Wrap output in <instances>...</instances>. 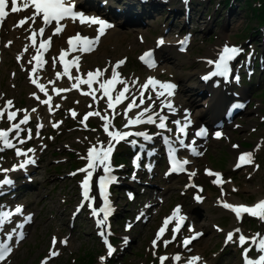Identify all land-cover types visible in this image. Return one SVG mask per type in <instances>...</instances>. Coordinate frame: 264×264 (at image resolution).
I'll return each instance as SVG.
<instances>
[{
	"label": "snow or ice",
	"instance_id": "obj_1",
	"mask_svg": "<svg viewBox=\"0 0 264 264\" xmlns=\"http://www.w3.org/2000/svg\"><path fill=\"white\" fill-rule=\"evenodd\" d=\"M10 5V12L8 11ZM32 9V13L30 15L25 16L23 19L18 20L15 27H23L29 20H31L32 24H37V18L39 17L40 26L38 29L29 28L31 35L28 37L31 40L32 47L36 48L37 46V37H40L39 46L36 50V55L32 56V58L28 61V63H32L35 61V66L32 67L31 73L35 74L39 68L43 66L46 61L43 59L42 51H48V49L52 45V37L59 35L64 30L65 25L62 24V21L71 20L72 22H76L77 20L81 23H88L89 25H97L96 31L97 35L94 38H89L87 36H82L80 33H77L74 37H70L67 41L69 45V49L67 51L62 50L61 55L58 58L52 59V66L55 68L56 61L59 59V62L63 66V73L57 72V79L60 78L61 75L67 76L69 80H75L76 83L71 85L73 89H79L81 84H86L90 91L82 92L83 95H91L93 99H96L95 90L93 89L94 83H99V89L102 90L103 96L108 98L107 107L108 109L115 110V105L121 104L124 100L129 99V96L126 95L131 93V89L137 87L139 95L131 96V102L127 104L126 110L124 112L125 117L127 118L128 112L133 111L134 108H142L137 114H135L134 118L127 119V125H140V124H155L156 127L159 129H166L167 131H172L171 129H167L166 120L167 116L161 115L159 111L153 112V106L156 103V100H159L161 97H172L175 94L176 85L171 82H161L155 78H149L145 83L139 84L138 80H133L131 84L120 77V73L117 69L124 63V61L117 62L116 65L112 67L110 78L103 80V82H99L98 78L105 75L108 72V68L103 70L96 69L95 71H89L86 74V79H82L79 75L72 76L71 75V68L76 67L77 72H79V60L80 57L77 56L72 60H66V56L70 54V52L80 51L90 52L95 50V46L99 43L100 37L106 34V30L111 28L113 25L106 20L99 18L88 16L83 12L79 11L75 7V0H22L20 6H18L17 0H0V25H3L5 19L10 15V13H19L22 10ZM47 29H51V35H48L45 39V33ZM164 41L161 39L158 41V44H163ZM182 45L187 44V38L184 41H181ZM25 52L28 51V46H25ZM242 52V49L225 45L219 53L218 60L211 61L209 60L208 63L210 65H214V71L210 75H206L202 77L205 80L211 79L214 76H221L228 78L229 73L231 72L230 64L232 61L236 59V57ZM22 57H18V60ZM141 59L148 64L149 67L155 66V61L152 58L151 51L146 52ZM31 82L40 90V92L44 93L45 96H48V91L45 85L38 82V79H32L30 76ZM238 82L239 78H235ZM124 85L123 89L118 91L113 98V91L116 85ZM151 88L152 92L155 93V99L153 96L149 94L147 96V100L145 99V92ZM70 89L64 88H55L54 91L57 95L60 94L61 91H69ZM35 96V93L33 94ZM39 99V97H36ZM137 99H139V104H137ZM51 100L52 97L48 96L47 100H41L42 104L49 105V111H51ZM151 101V103H147ZM147 103V107H142ZM13 107V101L7 100L5 102L4 107L0 108V121H2L7 114V121L10 123V127L8 129H0V151L4 149H15L16 155L28 157L29 153H34L35 149L29 148L26 151L20 149L17 144L13 143V139H10V134L15 132L16 135L14 139L18 141V144L22 145L27 142V140H31L33 138L31 129H27V137L26 139L21 138L19 133L25 131V129L21 128V125H26L29 122L30 114L26 113L22 119L19 120L18 123L12 124L11 122L15 120L18 111H10ZM59 107V105H57ZM236 107H242V105H236ZM160 110L162 111L164 108H167L170 112H175V108L170 99H165L161 101L159 105ZM36 109H32V112H35ZM77 113L75 111L72 112V116L75 118ZM91 116H99L104 121V132L110 138L107 144L101 143L100 145H93L87 150V155L81 157L82 159L87 160V165L85 168L79 169V172H84L85 178L81 183L82 188V196L84 201H92L94 202V198L90 196V192L93 190V174L97 173L98 170L102 169V174L99 175L98 179V186L100 190V195L103 198V207H100L98 210L93 208L92 212L93 215L99 216L100 213H103L102 219L97 220L98 227L101 228L100 235L103 237V242L107 247V256H111L115 249L108 240V235L111 233L107 231V221L109 216L112 214V205L109 200V193H108V186L112 183H115L117 177H115L113 173V167L111 164V157L115 148V144L120 143L121 141L129 142L133 145L136 144L135 140L129 141L127 138L131 136L143 137L144 140H151L152 137L147 132H121V131H110V127L112 121L108 119L107 114L101 115L99 111L96 112H88L84 117L83 121H87ZM158 121V122H157ZM177 125V131L180 134L186 135V129L191 124L190 119L187 117L185 118L184 124L181 125L180 121H174ZM58 124H54L53 127H58ZM42 125H38L36 135L39 136V128ZM95 131V130H93ZM197 136H206L207 132L204 129H201L199 132L196 133ZM216 137L219 138L221 136L220 132L215 133ZM166 142L167 138H165ZM115 141V144L113 143ZM170 143V142H169ZM195 143V141H193ZM180 146L184 145V140L179 139ZM236 147V146H234ZM194 154H199L195 152L193 149ZM137 161H139L140 157L137 156ZM169 159L171 162L172 171L175 172H184L185 165L189 163L187 159L180 161L176 159V150L175 148L170 146L169 151ZM35 160L31 158L25 159L22 163L18 166H13L12 169H0V173L5 174V178L0 180V191L4 189L5 186H12L14 184L13 180L8 177L7 173L10 171H17L19 169H24L29 164H34ZM252 163V154L245 153L239 156V163L236 167L241 166L242 164H250ZM137 167L139 164L137 163ZM151 168H149V171ZM76 173H72L75 175ZM206 174L212 176L216 175L217 180L214 182H219L220 177L219 174L213 173L210 170H206ZM190 178L195 176L196 173L192 172L189 174ZM192 187H196L195 185H191ZM235 191V189H233ZM196 199H200L196 197ZM222 206L230 211H232L237 219H242L244 214H247L251 217L258 218L261 221H264V200L259 201L254 206H244V205H233L226 201H221ZM83 207V204L80 206ZM181 209L177 207L172 216L166 218L164 221L163 226L159 229L157 234V239L162 236L168 226V224L172 220H176L175 227L172 229L173 237L172 239L175 240L176 234L180 232L182 222L185 220L183 215H180ZM23 213V209L20 206H17L14 211H5L0 210V264L12 254L14 250V244H19L25 238V233L23 231L24 224H16L15 227L8 229L5 231L6 226L13 223V216H19ZM32 220L31 216H25V222L30 223ZM131 227V226H129ZM189 231H194L193 229L189 228ZM241 230L236 229L235 232H229L226 235V242L233 241V236L235 233H239ZM202 233H194L193 236L190 238H186L183 240V246L187 248L193 240H196L201 236ZM239 245L243 247L245 244H251L255 246V250L257 253V257H250L249 253L253 250L252 248H244L242 252V259L244 264H264V234H257L255 237L246 238L244 235H239L238 237ZM171 241H164L165 247ZM57 241L56 238H53L52 244L53 249L55 248ZM61 243L66 244L67 241H61ZM156 246V241H153V247ZM59 255L58 251L50 250L49 257L53 258ZM48 259L42 261V264H48ZM104 257H101V261L103 264ZM168 259L167 257H161V264H164V261ZM173 260L179 262L181 259L180 255L177 254L172 258ZM202 258L197 256L189 257L187 260V264H199Z\"/></svg>",
	"mask_w": 264,
	"mask_h": 264
},
{
	"label": "rangeland",
	"instance_id": "obj_2",
	"mask_svg": "<svg viewBox=\"0 0 264 264\" xmlns=\"http://www.w3.org/2000/svg\"><path fill=\"white\" fill-rule=\"evenodd\" d=\"M246 13L249 20L251 21L249 9H247ZM234 27L235 26H231V28H225L213 26L210 28L207 36L204 37L203 34H200L201 38L206 39V42L203 44V48L215 43L223 42V40H221L217 35L220 32H230L231 36L226 39L233 40L239 38L240 34L235 31ZM129 38L135 42L134 35H130ZM195 46L198 47V43H196ZM141 48L142 47L136 41L135 46L131 50L124 52L121 50L115 56L110 58L113 60L119 58L122 55H127L129 56L128 64L131 65L133 62L131 54L136 49L137 51H135V53H137ZM179 75L180 74H177L176 77ZM15 84V89L12 90L10 87H8L5 93L7 96H16L17 102L20 99V96H23V98H21L22 102L17 103V106H29L33 103H36H32L29 100V92H26L25 95V92L21 90V92L17 94L19 97H17V95H13L16 93L18 86L21 88L25 86L23 75L21 73H17ZM262 91H264V83L254 91V94L256 95L253 98L252 104H255V107L246 111V116L241 120L242 123L240 124V127L230 136L231 141H237L239 142V145L244 146H240V150L250 149L257 139L261 140L262 149L258 156L261 169L253 176V178H249L254 173V170L250 169L249 174L247 175L245 172H239V174H236L241 184H253L252 188H258L259 186L263 185L264 182V159L262 158L264 155V92L262 94ZM184 97L187 96H184L183 94V98ZM203 97H205V94L202 95V98ZM68 100L69 99L63 100L59 107L56 105L52 113L45 114V124L35 122L30 127L33 129V138L36 140V133L38 130L37 126L42 125V127L39 128V133L45 136V139L43 140L44 147H47L48 144H51L53 138L55 137L60 136L62 139L57 140L55 144L50 145L49 147L51 148L48 151H45L43 154V161L40 167L37 169V178L39 179L38 184L40 185L39 190H28L24 193L25 195L27 194V196H29L28 202L24 201L26 204L32 202L34 203V200L38 201L37 205L33 204L37 215V222L32 228L31 236H28L27 239L21 244V248L17 253L14 254L12 261L8 264H37L39 258L44 255V251L48 248V240L52 234H57L58 236H61V241H66L68 233H71L69 247L63 244L64 250L62 255L56 259H52L49 264H84V260L85 262L87 260V264H102L101 257L105 258L103 264H158L157 260L154 259L153 249L150 247L148 242V240L154 235V232L152 231L153 226H150L149 229L148 223L142 225L141 222H139L129 231L121 230V222L125 214L131 210V205L126 204L127 200H122L121 191L115 189V187L111 189V196L114 200H116V205L119 206V217L122 216L119 221H113L114 228H117V231L118 228H120L117 239L119 240L118 248H121V251L116 254L115 258L110 259L109 256H107V252L102 249L100 243H98L91 235V228L87 222H82L80 228L73 232L66 226L65 215L69 214L75 200L74 198L72 200L70 199L75 196V186L76 184L79 186L81 181L71 180L72 177L79 173V169L76 168L77 165L73 164L74 158H81L80 155L75 151V148L84 147V152H87V150L90 148V144L85 142V139L81 138L83 135H86L80 128L81 126L78 124L72 125L70 122H73V119L66 115L62 109V104ZM198 106L200 107V105ZM39 108L43 109V107L40 106ZM84 108L86 113L91 110V107L88 104H85ZM94 122L97 125L99 124L97 118L94 119ZM54 124H58L59 126L53 127ZM70 133L74 134L73 138H69ZM217 158L225 162L221 168L227 170V166L229 165L228 161L231 163L233 159V153L229 148V144L224 142L218 145L214 149L209 160L204 161V164H208L217 168ZM0 161L3 163V155L1 152ZM124 167L126 168V181L132 182L133 179H136L141 184L147 182V180L142 178L140 175L142 173L141 168H143V166H140L139 169L135 170L134 165H132L131 160H129L128 162L124 163ZM130 167H132V170ZM72 173L76 174L72 175ZM228 175L231 176L229 172ZM154 179L152 181V185L155 183ZM178 180H180V178H178ZM176 182L171 183V185L175 187ZM132 186L136 192H139V187H136L134 182H132ZM157 186L160 188V190L164 189V185L161 183H158ZM149 191L150 190L148 189L147 192ZM241 194H243V196H247L250 194V192L242 189ZM44 196H47V198ZM140 197L142 200L145 199L141 193ZM176 200H179L182 203L186 201V199L180 198L178 190L171 194V197L167 200L166 206L163 208H169L173 203L176 202ZM250 201L251 200L248 202ZM203 207L208 211H214V216H211V221L209 224H207V228L212 229L210 223H219V218L222 214L218 210L210 207L208 204H205ZM60 208L64 212V214L62 213L63 218L59 217V215L61 216ZM129 216L131 217L132 214ZM202 223L203 221H201V223L198 225V228L205 232V229L202 228ZM211 234H213L211 231H208L207 233L205 232L203 238L208 237ZM123 237L127 241L125 248ZM198 247V251L200 252H206L208 249L214 248L213 245L203 247L202 244L200 246L198 243L195 244V248Z\"/></svg>",
	"mask_w": 264,
	"mask_h": 264
},
{
	"label": "bare ground",
	"instance_id": "obj_3",
	"mask_svg": "<svg viewBox=\"0 0 264 264\" xmlns=\"http://www.w3.org/2000/svg\"><path fill=\"white\" fill-rule=\"evenodd\" d=\"M248 1L249 0H188L187 3L185 4L184 0H177V1L176 0H168V2H165V3H163L161 0H158L157 2H155V5L151 7V11H150L148 16L149 17L156 16L158 18H162L163 22H167L170 20L171 22L175 21L178 24L189 23V24H193L195 26H200L202 24V22L204 21V18H205L204 13L206 10H208V8H211L214 5L216 7L222 6L223 13H222L221 17H217L215 15L213 18L210 19L208 26H212V24H216L218 22H221L224 26H230V27L235 26L234 28L236 29V31L237 32L241 31L243 34V33H245V29H246V25H247V15H246L245 8H246V4ZM144 13H147V11L145 10ZM121 33H125V32H121ZM149 41H150V39L145 41V42L148 43ZM258 42H261V40L258 39ZM149 46L154 47L153 43H150ZM37 48H38V46H36V48H34L32 46H28V51L31 49L37 50ZM161 49L157 52L158 59H160V60L164 59L167 61L169 59V57L167 56V53L164 51H161ZM258 49H259L258 50L259 55L261 57H264V42L260 43ZM43 57L47 58V56L44 54H43ZM99 57L97 59H99ZM175 58H176V60H179L178 57H175ZM95 65H97V64H95ZM106 65L110 68V66L108 64H106ZM201 65L202 64H198L195 67L199 69V68H201ZM102 66H103L102 63L99 64V67H102ZM97 69L103 70L104 68H97ZM165 69L168 73H172L171 72L172 68H171V70L169 68H165ZM111 71H112V69L110 68V74L109 75L105 74L104 76L99 77L98 78L99 82H101L102 79L105 77L110 78ZM117 71L120 73L119 69H117ZM173 71L175 72L174 69H173ZM59 72L61 74L63 73L61 70ZM56 74H57V72L52 73L51 76L49 77L47 83L62 82L63 80H65L63 75H61L60 78L57 79ZM81 74L82 73L80 71L75 72V71L71 70L72 76L75 77V76L79 75L82 79H86V76L82 77ZM120 77L122 78L121 74H120ZM74 83H76L75 80H70V82L67 84V86L70 90L75 91V92L90 91L86 84H81L79 89L71 88V85ZM116 87L117 88L121 87V90H122L124 85L118 84V85H116ZM208 88L209 87H207L206 89H208ZM93 89L95 90V96H96L95 101L97 103V106L102 105V104H107L108 98L106 96H103L102 90L99 89V83L98 82L93 84ZM209 92H212V94H214L216 98L213 99V103H211V102L209 103L208 107L210 108V110L208 111V114L212 113V115H218L219 110H220L219 107L221 106L222 102H225L227 97L225 96V94L220 89L215 90V91L209 90ZM50 95H51L52 99H55V98H58L61 96V94L57 95V93L55 91H51ZM112 95H113V98H115V94H112ZM126 95H128L129 98L131 97V93H128ZM197 97H200V96H197ZM153 99H155V98H153ZM165 99H169V98L168 97H161L159 100H156V103L154 106L160 105L161 101H163ZM215 102H216V105H215ZM147 103H151V101H148ZM147 103L142 107H147ZM122 104H123V102L119 105L121 106ZM137 104H139V100L137 101ZM44 105H48V104H44ZM119 105H115V112L117 111V108ZM2 107H4V105H2ZM9 110H11V109H9ZM100 110L105 113L106 110H105L104 105H103V107H100ZM141 110H142V108H134L133 111L128 112L127 118H129L134 113H138ZM107 116H108V119H110L112 121V118L109 117V115H107ZM125 128L128 130L127 127H125ZM69 138H72V135H70ZM142 146H144V147H140V149H141V154L143 155L144 159H146L148 161H152V159L154 158V156L150 154L148 146H150V149H152L154 151V154L159 155L158 156L159 160L164 159L165 152L162 150V148L160 146H158L156 138H153L151 141H149L147 143H143ZM239 154H241V152L236 155L235 161H236L237 156ZM154 161L156 162L155 159H154ZM190 173L191 172L188 171L186 178L189 177L188 180L190 182L193 179L196 180L197 178L194 176H192L190 178V175H189ZM101 174H102V169L98 170L97 173L93 174V190H92V192H90V196H92L95 200H97V204L95 207V209H97V210L99 209L100 204H101V200L103 199L102 196L100 195V190H98V188H97L99 175H101ZM11 179L13 180L14 184L12 186H10V188H11V191L12 190L14 191V193H18L20 190H30L32 188L28 181L20 180V177L18 179H15V178H11ZM37 187L39 188L40 185H38ZM251 189H252L254 195L262 194L264 192V182L260 188H257V189L251 188ZM251 196L252 195L248 196L247 198H249ZM2 197L3 196H0V198H2ZM14 197L15 196L12 195L10 198L12 199ZM231 199H232V197L230 195L228 197L221 198V200L219 202V206L223 207L221 201H226L228 203L234 204ZM62 213L64 214L63 210L60 209V214H61V216L59 215L60 218H63ZM199 213H200L201 217H204L203 211L200 210ZM65 216H66V221L70 222L72 224V226H73L72 230L77 229L81 222L87 221V217L84 215H81V214L75 215L72 217L69 215H65ZM249 226H251L252 228L258 229V228H260L261 225H259L257 222H255L254 217L251 219H248L245 217V215H243L242 219L238 223V226L235 227V230L240 229L241 231L239 233H236L234 235V238L239 237V235L242 234V231L243 232L248 231ZM100 231H101V228H100ZM107 233H108V231H106V234ZM217 236L218 235H214V233H213L212 235L205 238L204 242H202L203 247H207L209 245L216 243L217 242ZM199 241H201V238L198 240V242ZM195 253H197V251ZM235 254H238V249H233L232 243H229L227 245V247L224 248L220 252L219 257H218L219 259L216 260L214 262V264H228V259L230 260L231 258H233ZM249 255H253V252L251 251L249 253Z\"/></svg>",
	"mask_w": 264,
	"mask_h": 264
},
{
	"label": "trees",
	"instance_id": "obj_4",
	"mask_svg": "<svg viewBox=\"0 0 264 264\" xmlns=\"http://www.w3.org/2000/svg\"><path fill=\"white\" fill-rule=\"evenodd\" d=\"M86 262H87V260H86ZM86 262H85V260H84V264H87Z\"/></svg>",
	"mask_w": 264,
	"mask_h": 264
}]
</instances>
